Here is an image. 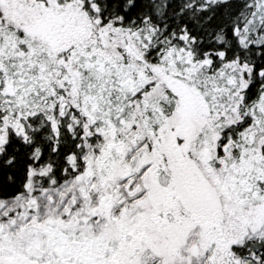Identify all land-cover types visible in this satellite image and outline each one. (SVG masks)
Returning <instances> with one entry per match:
<instances>
[{"label": "snow or ice", "instance_id": "1", "mask_svg": "<svg viewBox=\"0 0 264 264\" xmlns=\"http://www.w3.org/2000/svg\"><path fill=\"white\" fill-rule=\"evenodd\" d=\"M0 264H264V0H0Z\"/></svg>", "mask_w": 264, "mask_h": 264}]
</instances>
